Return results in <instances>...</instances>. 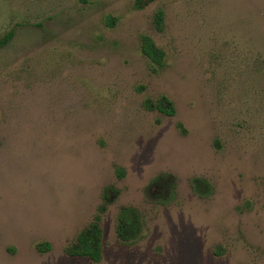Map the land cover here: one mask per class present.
I'll list each match as a JSON object with an SVG mask.
<instances>
[{
  "label": "rangeland",
  "instance_id": "1",
  "mask_svg": "<svg viewBox=\"0 0 264 264\" xmlns=\"http://www.w3.org/2000/svg\"><path fill=\"white\" fill-rule=\"evenodd\" d=\"M11 29L0 264H93L65 248L96 215L101 264H264V0H0ZM143 34L166 54L157 71ZM161 96L174 116L144 108ZM123 207L143 220L134 243Z\"/></svg>",
  "mask_w": 264,
  "mask_h": 264
},
{
  "label": "trees",
  "instance_id": "2",
  "mask_svg": "<svg viewBox=\"0 0 264 264\" xmlns=\"http://www.w3.org/2000/svg\"><path fill=\"white\" fill-rule=\"evenodd\" d=\"M142 0H140L141 2ZM136 7H141L140 3ZM111 18H108L110 21ZM154 24L157 30H163L165 26V12L158 10L154 15ZM15 30L11 29L0 37V50L13 40ZM140 51L148 57L153 66V71L161 69L165 66L166 54L155 41L146 34L140 36ZM144 108L151 111H159L167 116L176 114L174 104L166 96H161L157 100L146 99L143 103ZM178 128L182 129V124H178ZM118 171V169H117ZM193 190L201 197L211 194L212 188L204 180L194 179L192 182ZM104 212V208H101ZM143 231V220L137 209L131 207H123L120 210L117 224V233L123 242L134 243L141 239ZM49 244H40L37 250L40 253L50 251ZM67 255L72 257L89 258L93 264H101L103 258V230L101 228V217L96 215L85 229L81 230L73 244L65 248Z\"/></svg>",
  "mask_w": 264,
  "mask_h": 264
}]
</instances>
